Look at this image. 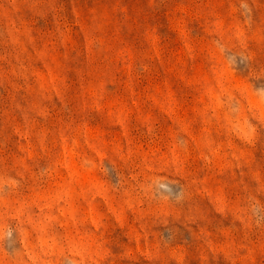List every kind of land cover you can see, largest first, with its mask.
Returning a JSON list of instances; mask_svg holds the SVG:
<instances>
[{
  "label": "rangeland",
  "instance_id": "374dc122",
  "mask_svg": "<svg viewBox=\"0 0 264 264\" xmlns=\"http://www.w3.org/2000/svg\"><path fill=\"white\" fill-rule=\"evenodd\" d=\"M0 264H264V0H0Z\"/></svg>",
  "mask_w": 264,
  "mask_h": 264
}]
</instances>
